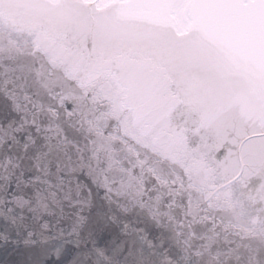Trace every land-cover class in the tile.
Returning a JSON list of instances; mask_svg holds the SVG:
<instances>
[{
	"label": "snow or ice",
	"instance_id": "1",
	"mask_svg": "<svg viewBox=\"0 0 264 264\" xmlns=\"http://www.w3.org/2000/svg\"><path fill=\"white\" fill-rule=\"evenodd\" d=\"M0 264H264V0H0Z\"/></svg>",
	"mask_w": 264,
	"mask_h": 264
}]
</instances>
